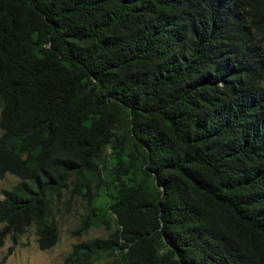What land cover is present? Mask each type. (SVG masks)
<instances>
[{"label":"trees","instance_id":"1","mask_svg":"<svg viewBox=\"0 0 264 264\" xmlns=\"http://www.w3.org/2000/svg\"><path fill=\"white\" fill-rule=\"evenodd\" d=\"M0 243L84 201L63 264H264V0H0Z\"/></svg>","mask_w":264,"mask_h":264},{"label":"rangeland","instance_id":"2","mask_svg":"<svg viewBox=\"0 0 264 264\" xmlns=\"http://www.w3.org/2000/svg\"><path fill=\"white\" fill-rule=\"evenodd\" d=\"M16 179L14 175L5 173L0 177V189L10 188ZM1 196L0 193V198ZM84 207V201L81 199H71L69 202L59 201L53 207L58 233L56 241L48 248L41 249L37 246L32 225L14 237L6 235L0 243V264H63V257L72 243L104 234L102 228H89L80 234L74 232ZM90 264L115 263L110 257H101Z\"/></svg>","mask_w":264,"mask_h":264}]
</instances>
